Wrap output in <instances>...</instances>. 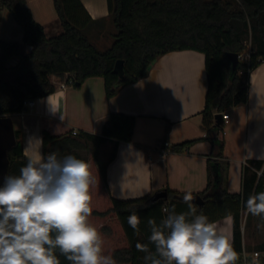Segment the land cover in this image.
<instances>
[{
    "label": "trees",
    "instance_id": "16d2710c",
    "mask_svg": "<svg viewBox=\"0 0 264 264\" xmlns=\"http://www.w3.org/2000/svg\"><path fill=\"white\" fill-rule=\"evenodd\" d=\"M53 3L63 30L47 38L25 0H0L20 26L22 43L31 46L30 52L22 54L21 43L0 39V116L21 112L26 99L51 94L55 90L52 76L62 79L68 74L74 85L100 76L109 98L123 85L145 77L154 61L167 52L191 49L203 53L207 90L201 123L212 151L207 159V185L198 193L203 204L194 205L197 214L207 216L210 222L231 214V244L240 252L242 212L250 194L264 191V177L258 178L256 173L264 162L250 160L243 165L241 192H227V165L219 160L223 141L218 130L222 123L213 119L216 113L247 101L249 73L264 62V0H108L115 33L110 45L102 49L89 38L91 18L79 0H53ZM247 41L252 51L232 71L227 53L240 55ZM11 57H17L18 62L8 67ZM118 59L123 60L122 75L113 71ZM134 121L132 115L110 113L96 135L83 131L73 134L71 128L47 117L41 120L42 155L72 154L92 164L95 182L90 189L93 212L89 222L102 236L103 254L115 264H145L146 254L139 252L136 244L148 243V220L155 219L159 224L176 203H184L185 193L169 189H164L166 197L159 199L145 195L120 200L110 195L106 169L116 156L118 144L131 140ZM14 134L15 144L7 154L6 176L19 175L26 164L20 129L14 128ZM196 140H184L167 148L185 151ZM105 144L108 148L102 149ZM164 201H169L167 206ZM174 208L177 213L185 212ZM133 211L141 220L138 234L127 222ZM150 248L154 250V246ZM56 255L61 264H70L58 251Z\"/></svg>",
    "mask_w": 264,
    "mask_h": 264
},
{
    "label": "crops",
    "instance_id": "0c3cea01",
    "mask_svg": "<svg viewBox=\"0 0 264 264\" xmlns=\"http://www.w3.org/2000/svg\"><path fill=\"white\" fill-rule=\"evenodd\" d=\"M79 1L91 18L90 40L111 33L109 29L114 27L108 0ZM25 2L47 38L62 32L53 0ZM22 35L20 26L0 4V39L21 43V53L26 54L31 46L22 43ZM251 51L250 45L245 54L248 56ZM17 62V57H11L7 66L13 67ZM206 90L204 54L191 49L176 50L159 56L145 77L123 85L109 98L105 95L103 78L93 76L78 86L55 87L51 94L34 99L31 108L8 116L14 128L21 131L22 152L26 157V146L30 147L29 155L42 154L43 117L77 132L98 135L110 113L132 115L135 117L132 138L118 144L116 156L106 169L110 195L120 200L135 199L164 189L198 195L207 185V159L212 151L201 123ZM226 110L229 118L224 125L225 133L220 136L223 146L219 160L227 165V192L240 193L242 166L250 160L264 162V158H258L264 156V62L249 73L247 101ZM189 139L197 140L185 151L161 152L164 142L169 146ZM106 148L108 144L102 147ZM168 203L164 201L166 206ZM173 207L188 211L186 203ZM212 222L231 243V214ZM258 225H264V221L246 210L242 212V250L236 252L235 264H264V226ZM254 252L258 255L254 256Z\"/></svg>",
    "mask_w": 264,
    "mask_h": 264
},
{
    "label": "clouds",
    "instance_id": "9594fccd",
    "mask_svg": "<svg viewBox=\"0 0 264 264\" xmlns=\"http://www.w3.org/2000/svg\"><path fill=\"white\" fill-rule=\"evenodd\" d=\"M29 152L26 146L19 175L5 176L0 185V264H61L57 251L70 264H115L103 254L102 236L89 222L92 164L72 154ZM193 200L186 192L187 212L177 213L173 207L159 224L148 220V243L136 244L146 254L145 264H235L238 255L228 236L197 214ZM245 209L264 221V191L250 194ZM127 222L140 232L136 212Z\"/></svg>",
    "mask_w": 264,
    "mask_h": 264
},
{
    "label": "water",
    "instance_id": "95a60500",
    "mask_svg": "<svg viewBox=\"0 0 264 264\" xmlns=\"http://www.w3.org/2000/svg\"><path fill=\"white\" fill-rule=\"evenodd\" d=\"M227 57L231 63V69L234 71L239 62V55L234 52H228ZM113 71L119 75L123 74V60L118 59L114 64ZM78 85V82L75 83ZM214 119L216 123L221 122V115L216 113L214 115ZM15 144V134H14V125L10 116L4 115L0 116V185L3 184L4 177L6 176L9 159H8V151ZM166 192L164 190L157 191L153 194V199L165 198ZM194 200L193 203L197 205H201L203 203V199L199 195H193Z\"/></svg>",
    "mask_w": 264,
    "mask_h": 264
},
{
    "label": "built area",
    "instance_id": "2783aa9c",
    "mask_svg": "<svg viewBox=\"0 0 264 264\" xmlns=\"http://www.w3.org/2000/svg\"><path fill=\"white\" fill-rule=\"evenodd\" d=\"M240 58H241V55H239V59ZM52 77H54V76H52ZM55 78H54V81H52V83L55 85V87L60 88V89L66 87L68 85H73V83H74L72 77L70 75H68V74L64 75V77L62 79H58V78L55 79ZM33 105H34V99H26V100H24L23 103H22V111H25L28 108H31ZM219 114L221 115L222 126H221V128H219L218 133L221 136V135H223L225 133L224 125L228 122L229 113H228L227 110H224V111H222ZM213 120H214V122H216L215 119H213ZM72 133L73 134H77L78 132L76 130H73ZM205 135H206V133H203L204 137H205ZM167 147H168V143L164 142L162 144L161 152H164L165 150H168ZM256 173H257V177L258 178L259 177H264V169L261 168V169L257 170ZM257 255H258V252H254V256H257Z\"/></svg>",
    "mask_w": 264,
    "mask_h": 264
},
{
    "label": "rangeland",
    "instance_id": "374dc122",
    "mask_svg": "<svg viewBox=\"0 0 264 264\" xmlns=\"http://www.w3.org/2000/svg\"><path fill=\"white\" fill-rule=\"evenodd\" d=\"M109 32H111V33H107L104 37L103 36L102 37H96L93 39V42L97 48L102 49V48L110 45L112 38H113L112 34L115 33V29L114 28L109 29ZM249 46H250L249 42L247 41V43L245 44L244 50L240 54L241 55V58H240L241 61L247 60L248 56L245 54V52L247 50H249ZM262 256H264V253H262Z\"/></svg>",
    "mask_w": 264,
    "mask_h": 264
}]
</instances>
